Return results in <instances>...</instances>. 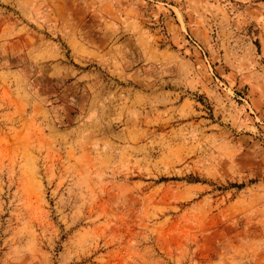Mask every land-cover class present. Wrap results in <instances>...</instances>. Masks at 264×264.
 I'll use <instances>...</instances> for the list:
<instances>
[{"label":"rangeland","instance_id":"374dc122","mask_svg":"<svg viewBox=\"0 0 264 264\" xmlns=\"http://www.w3.org/2000/svg\"><path fill=\"white\" fill-rule=\"evenodd\" d=\"M0 264H264V0H0Z\"/></svg>","mask_w":264,"mask_h":264},{"label":"crops","instance_id":"0c3cea01","mask_svg":"<svg viewBox=\"0 0 264 264\" xmlns=\"http://www.w3.org/2000/svg\"><path fill=\"white\" fill-rule=\"evenodd\" d=\"M185 2V1H184ZM173 4V6H172V8H175V5H176V3L175 2H172ZM181 7V6H180ZM179 7V8H180ZM175 9H177V8H175ZM178 10V9H177ZM180 13V12H179ZM181 14V13H180ZM116 15V11L114 12V8L113 7H111L110 5H109V7H104V18L105 19H107L108 21H111V18H114V16ZM107 17V18H106ZM167 25H168V27H170V29H171V26H170V24L167 22ZM172 35H174V33H172Z\"/></svg>","mask_w":264,"mask_h":264}]
</instances>
